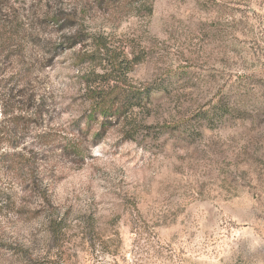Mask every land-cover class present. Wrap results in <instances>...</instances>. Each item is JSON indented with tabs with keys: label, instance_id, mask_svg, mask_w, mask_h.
Returning <instances> with one entry per match:
<instances>
[{
	"label": "rangeland",
	"instance_id": "obj_1",
	"mask_svg": "<svg viewBox=\"0 0 264 264\" xmlns=\"http://www.w3.org/2000/svg\"><path fill=\"white\" fill-rule=\"evenodd\" d=\"M0 19V93L27 74L65 139L0 264H264V0H0ZM110 78L116 104L149 96L88 123Z\"/></svg>",
	"mask_w": 264,
	"mask_h": 264
},
{
	"label": "trees",
	"instance_id": "obj_2",
	"mask_svg": "<svg viewBox=\"0 0 264 264\" xmlns=\"http://www.w3.org/2000/svg\"><path fill=\"white\" fill-rule=\"evenodd\" d=\"M102 1L111 3L115 0ZM116 1L121 2V0ZM58 16L56 15L57 22L60 21ZM94 46L95 50L90 57H94V54L102 48L98 42ZM117 66H112L110 69L112 74H118ZM21 68L23 69V66ZM20 75L19 81H16L10 89L5 86L2 94L0 93V115L4 118L0 121V240L4 235L2 229L6 227H2L4 220L8 222L7 214L22 215L26 212L25 206L31 199L44 204L48 203V190L40 176L38 157L49 152L50 148L63 149L60 144L65 141L60 137L52 138L51 132L46 131L49 129H45L43 123L47 112L45 105L29 89L28 79H26L28 75L21 71ZM112 80L118 81L110 78L106 83L92 89L88 86L87 94L91 101L90 114L86 117L88 123L97 115L105 119L119 118L128 108L126 106L129 102L149 96L138 90H131L120 105L116 104L115 99L120 92L114 93V87L109 86ZM6 83L10 84V80H6ZM17 87L20 89L15 91ZM128 96L129 99H127ZM16 193H20L19 205L16 202ZM43 218L48 227V233L53 234L60 230L59 225L62 220L50 215H44Z\"/></svg>",
	"mask_w": 264,
	"mask_h": 264
}]
</instances>
